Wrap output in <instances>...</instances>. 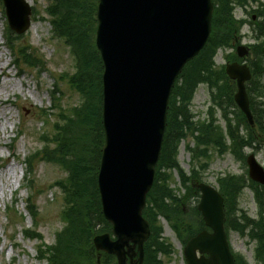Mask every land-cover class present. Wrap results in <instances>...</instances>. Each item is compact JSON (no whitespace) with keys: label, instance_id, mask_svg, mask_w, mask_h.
<instances>
[{"label":"trees","instance_id":"trees-1","mask_svg":"<svg viewBox=\"0 0 264 264\" xmlns=\"http://www.w3.org/2000/svg\"><path fill=\"white\" fill-rule=\"evenodd\" d=\"M251 1L258 5L252 12L261 18L260 22L254 24L257 25L258 40L263 39L250 47L253 59L250 62L252 79L248 84V94L258 131L248 126L244 115L234 104L235 86L226 76L223 66L216 67L213 62L218 49L232 46L231 41L240 27L233 17V5L244 6L245 0H212L213 14L208 41L199 55L182 70L169 97L154 183L143 210V216L149 221L151 229L150 239L144 247L143 264H162L157 255L165 254L170 248L162 240L159 217L168 221L183 243L203 228L196 208L192 209V213L197 215V220H190L183 207L191 196L198 194L191 183L200 182L206 171L208 148L217 150L218 154L230 151L236 158L243 159L245 146L255 143V147H261V143H264V104L257 102L264 92L260 83L264 75V4L258 0ZM47 2L45 13L51 25L52 39L62 42L74 61L73 71L63 72L59 78L65 79L80 99L78 104L63 108L59 91L54 87L51 91V108L57 110L58 118L52 124L51 131L42 136L43 149L26 161L27 175L31 173L35 159L57 164L67 173L65 178L56 182L64 198L60 215L64 225L57 232L54 245L38 249L42 252L38 258L45 264H115L114 257L106 254H102L100 263H97V252L92 245V238L96 234L108 232L111 228L102 216L96 184L104 139L101 123L102 62L94 44L97 0ZM33 14H37L34 9ZM12 39L16 40L17 37ZM15 62L34 69L43 68L42 60L27 48L17 49ZM200 82L206 83L210 90L211 106L206 119L193 122L189 104ZM216 110L221 111L225 130L215 120ZM230 113L233 119L229 118ZM44 114L48 116L45 110ZM242 130L245 133L241 134ZM259 134L263 136L262 142L254 137H260ZM187 136H191L194 141V146L187 148L193 161L188 174L180 168L176 158L178 145ZM173 170L178 173L180 185L185 190L180 197L169 187ZM245 179L244 176L230 174L217 179L219 191L224 196L225 228L254 241L255 259L264 264V187L253 188L258 214L256 218H251L237 209V198L246 186ZM234 259L235 264H247L240 255H235Z\"/></svg>","mask_w":264,"mask_h":264},{"label":"water","instance_id":"water-1","mask_svg":"<svg viewBox=\"0 0 264 264\" xmlns=\"http://www.w3.org/2000/svg\"><path fill=\"white\" fill-rule=\"evenodd\" d=\"M3 2L11 29L27 30L29 4ZM211 14L210 0H98L95 44L103 62L104 144L97 184L102 213L112 224L115 239L104 233L95 236L93 244L97 251L116 256L117 264L137 253V262L130 264H142L143 243L150 232L141 211L153 183L169 93L184 64L205 44ZM237 53L243 57L247 50L239 46ZM225 71L236 81L235 102L253 124L244 85L251 76L249 68L233 62ZM246 161L249 176L264 184V170L254 156ZM197 188L201 192L197 209L212 231L188 240L185 261L234 264L223 227V198L210 185L200 183Z\"/></svg>","mask_w":264,"mask_h":264},{"label":"rangeland","instance_id":"rangeland-1","mask_svg":"<svg viewBox=\"0 0 264 264\" xmlns=\"http://www.w3.org/2000/svg\"><path fill=\"white\" fill-rule=\"evenodd\" d=\"M36 10V17L32 16L30 28L23 34H15L18 39L13 41L15 49L27 48L42 60L43 68L33 69L24 65L16 66L11 50L7 47L6 19L3 6L0 3V264H41L37 261L38 249L51 246L55 242L56 233L60 231L63 222L60 218L64 207L61 190L55 186V181L65 176L64 170L57 164L33 160L32 172L24 177V162L40 151L43 147L40 136L51 131V123L56 122L54 111H50L52 99L50 90L55 84L63 108L72 107L79 102V95L65 79L60 80L62 72L73 71V59L68 48L59 40L51 38V26L44 12L47 0H26ZM264 4V0H258ZM233 17L240 27L234 34L231 44L241 43L247 47L261 41L258 40L257 25L260 17L251 18L253 9L258 5L251 0H245L244 6L233 5ZM257 35V37H256ZM235 46L219 49L214 56V65L222 67L232 60ZM253 55L249 56L247 64ZM264 89V75L260 79ZM209 88L201 83L197 86L191 99L190 112L193 122L205 118L209 104ZM257 102L264 104V92ZM211 103V102H210ZM44 110L47 112L46 116ZM215 120L225 130L221 111L215 112ZM229 118H234L229 114ZM241 134L245 133L243 130ZM260 135V134H259ZM263 141V136H254ZM227 144L229 142L227 141ZM264 143L261 148L256 144L243 149V154L253 153L256 160L264 167ZM192 147L190 137L180 142L177 160L184 171H188L193 162L187 150ZM263 147V148H262ZM207 169L204 181L217 186V177L225 174L244 176L246 185L239 195L237 207L251 217H256L257 204L253 191L249 188L247 166L237 160L230 152L219 155L217 150L208 148ZM38 158V157H37ZM257 186V185H256ZM169 187L181 195L184 189L179 188L177 172H172ZM198 197H192L184 203L186 216L190 220H197L192 209L197 205ZM36 212L32 217L31 211ZM162 226V238L170 245L165 254L160 253L157 258L162 264H186L182 250L184 243L176 236L164 218H159ZM33 232V233H32ZM38 236L30 239L29 235ZM228 242L234 253L242 255L248 264H257L253 258L254 244L247 242L235 231H229Z\"/></svg>","mask_w":264,"mask_h":264}]
</instances>
